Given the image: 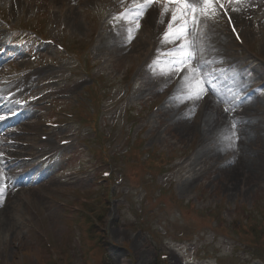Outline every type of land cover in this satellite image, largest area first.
I'll return each mask as SVG.
<instances>
[{
    "label": "rangeland",
    "instance_id": "374dc122",
    "mask_svg": "<svg viewBox=\"0 0 264 264\" xmlns=\"http://www.w3.org/2000/svg\"><path fill=\"white\" fill-rule=\"evenodd\" d=\"M57 1L59 3L60 0ZM43 2L45 6L49 7V13L53 17H62L71 26L72 24L75 26L74 23L84 25L79 11L75 10L78 12V17L76 13H72L73 18L63 13V3H61V7H54L56 3H52L51 0H43ZM73 2H76V0ZM253 3L257 11L261 9V6H264L261 5L262 3L259 5L256 0ZM250 13L253 15L252 19H243V16H239V19L243 20V32L249 38V42L255 41L253 43V45L257 44L255 49L259 53L264 54V37H262L264 35L261 33H255L254 35L250 32L252 27L262 25L256 21L257 14ZM62 39H67V33ZM226 40H230V38L223 35L214 39L213 53H219V57H221V53L224 52L225 54ZM136 42L138 43V41ZM230 44L233 47L234 42L230 40ZM139 49L140 46H137L130 51L128 57L121 58V55L114 53V47L110 54V70L112 73L106 70L105 79L111 81L114 76L123 72L125 63L129 60L130 55H134ZM119 57L121 58L120 60L118 59ZM162 72L164 71L160 70L145 77L143 87L136 96L137 102L141 98L155 96L159 93L167 80L159 88L153 86L152 83L155 76ZM77 85L78 83L76 82L71 84L70 90L77 93L81 88L77 91ZM199 86L202 87V84L199 83ZM259 99V102H264L263 96L259 97ZM193 100L197 101L198 99ZM212 100L214 99L211 98L210 101L212 102ZM177 105L166 114L163 113L161 118L164 119L173 115ZM217 110L220 112L218 113ZM217 110H211L210 113L208 110L209 114L199 127L203 134L201 151L189 161H183L182 158H179L173 162L172 167L165 165L163 168L152 170L142 167L138 171L133 166L139 164L137 150H133L130 155L131 159L128 162L119 157L120 151H124L125 146L120 145L115 148L114 151H117L118 155L114 170L117 176H124L125 179L122 185L117 188V191L114 190L115 196L110 201L106 218L100 217L105 222L101 235H99L97 230L92 229L91 221L87 222L85 219H81L79 225H71L69 223L72 211L76 210V204H72V202L78 199L87 201L88 199L99 197V194L95 193V197L92 198L91 193H89V190H97L98 186V174L94 177V174L89 172V163L87 161H91L88 160L90 156L85 154L84 157L87 159L83 158L80 151L74 149L72 156L67 162L71 166L70 169L80 170L81 173L74 177L66 175L61 180L53 177L46 184L30 189L33 196V204L35 205L34 209L37 210L39 215L32 213L33 211H30L29 207L25 205L22 206L23 210L20 213V210L14 204L18 203V201H23L22 197L18 194H15L14 197L10 196L6 211L0 213V228L2 231L4 230L0 234V264H19L25 257L27 258L25 264H51L52 258H56L60 264H64L62 260H65L66 257L72 258L71 264H83L81 254L83 251L85 252V249L91 254L92 260L90 263L99 262L104 257L101 254L104 251L105 241L109 242L106 255L111 264H156L157 252L159 251L157 247L161 248V246L154 241V244L149 241L151 235L157 237V240L161 239L163 243L169 241L163 238L167 236L166 232L171 234V236L168 235L169 239L174 237L176 233H180V229H185L189 235L190 232L187 227L191 229L193 226L190 227L188 224H199L197 220L200 215L204 214L203 210L212 207L213 204L218 207L223 200L222 206L224 207L220 209V212L226 216L228 221H232L238 215L236 211L237 203H243L250 209L254 201L259 205H264V149L260 144L262 139L260 137L264 134V113L255 122L246 117V123L243 126L242 122L239 123L231 116L227 117L231 113L222 109V104ZM189 115L191 118L192 111L186 112L178 119L176 117L168 118L165 123L167 127L162 125V127H166L164 131L168 142L173 147L178 148L180 152L185 150L183 154L189 149V144L193 137L192 120L191 129L188 133L182 128L184 119ZM115 116V113H113L103 117L102 123L105 124V129L113 130V126H109L108 123L112 124L116 119ZM119 117L120 119L124 118L123 115L121 116L120 111ZM247 126H250L249 135L244 133ZM138 128H142V126L138 124L134 127V129ZM120 130L121 126L119 124L114 131L113 137H116ZM150 135V141L156 140L154 134ZM240 136H243V139L240 140ZM233 149H236L240 162L238 159L236 163L229 166L219 165V160L222 158L223 153ZM114 151L111 157H114ZM83 159L86 160L83 161ZM232 171L240 174L242 172L243 175H240L238 180L231 181L228 174L232 173ZM150 178H154L156 182H163L164 184H167L170 180L176 181L174 186L166 185L164 189L169 192L174 190L173 194L187 198H185L183 203L173 197L166 198V196H163V200H145L146 189L154 187ZM199 184L201 186L199 196L188 197L193 191L192 187H198ZM162 190V188L159 189V191ZM107 191L108 189H105L102 201H105ZM47 194H52L59 199L68 201L71 206L67 209L61 208L62 205L52 202L46 197ZM12 201L16 203L12 204ZM18 213H20V216H18ZM138 213H142L144 218L139 217ZM26 214L30 215L33 223L40 225L42 222L43 232L48 235L49 242L46 243L44 237L42 236V238L39 233L31 229L30 225L26 223L28 222ZM18 217L23 220L22 224L18 223ZM248 223L252 225L253 220L249 219ZM7 229L9 230L7 233L8 238L5 237L4 233ZM204 242H212L218 247H227L225 244L226 239L218 237L210 229L200 232L196 237V243L203 244ZM50 243L52 247H49ZM99 243H102V245ZM169 245L177 250L178 253L175 256L183 258V263L176 260L173 264H191L189 258L192 255V249L195 247L194 244L173 240ZM96 250V254L93 255L92 251ZM26 252L28 254L25 256Z\"/></svg>",
    "mask_w": 264,
    "mask_h": 264
},
{
    "label": "snow or ice",
    "instance_id": "6c2138e0",
    "mask_svg": "<svg viewBox=\"0 0 264 264\" xmlns=\"http://www.w3.org/2000/svg\"><path fill=\"white\" fill-rule=\"evenodd\" d=\"M228 2L232 3L233 0H228ZM234 2L242 3L243 0H234ZM154 3L159 5V23L163 24L165 15L169 16L166 30L161 39L164 43L176 44L170 55L174 57V63L178 66L176 70L180 71L184 65L190 64L195 59L196 44L194 37L197 33L201 37L203 36V28L207 26L206 20L214 19L217 16V5L220 8H223L224 5L220 3V0H128L130 6L120 13V17L134 26L127 29L129 39H131L134 31L139 29L140 19ZM124 4L125 0H121V5ZM169 4L174 5V7L170 8ZM232 10L239 11V8ZM202 18H204L203 23ZM233 31L235 32L234 27ZM237 39H239L238 33ZM188 71L196 73L199 68L189 67ZM183 79L189 82V98L200 99L204 88L199 86V78L184 76ZM192 81H196L195 85L191 83Z\"/></svg>",
    "mask_w": 264,
    "mask_h": 264
},
{
    "label": "bare ground",
    "instance_id": "6f19581e",
    "mask_svg": "<svg viewBox=\"0 0 264 264\" xmlns=\"http://www.w3.org/2000/svg\"><path fill=\"white\" fill-rule=\"evenodd\" d=\"M119 52H120V55H123L121 49H119V51H118L117 53H119ZM216 101H217V100H214L215 103H216ZM182 128H183V130H185L186 133L189 132V130H190V128H191L190 118H187V119H186L185 123H183V125H182ZM248 130H250V126H247V127H246V132H245L246 135H247V134L249 135ZM251 133H252V132H251ZM240 175L242 176L243 173L241 172V174H240V173H238V172H234V171H232V173L230 172V173L228 174V177L231 178V181H236V180H238V178H239ZM229 178H228V179H229ZM232 184H234V183H232ZM2 216H3V215H2Z\"/></svg>",
    "mask_w": 264,
    "mask_h": 264
}]
</instances>
